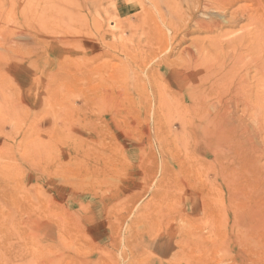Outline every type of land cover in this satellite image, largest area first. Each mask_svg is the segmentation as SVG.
I'll return each instance as SVG.
<instances>
[{"label": "rangeland", "instance_id": "rangeland-1", "mask_svg": "<svg viewBox=\"0 0 264 264\" xmlns=\"http://www.w3.org/2000/svg\"><path fill=\"white\" fill-rule=\"evenodd\" d=\"M229 6L0 0V264H264V102L244 114L243 89L232 94L244 78L264 87V76L245 74L247 41L237 39L251 19L226 22L264 3ZM208 14L221 21L209 31L197 25ZM198 50L207 58L194 67ZM194 68L223 69L214 88L231 86L219 108L232 115L215 137L200 110L219 105L198 103ZM209 136L224 144L216 163Z\"/></svg>", "mask_w": 264, "mask_h": 264}, {"label": "bare ground", "instance_id": "bare-ground-1", "mask_svg": "<svg viewBox=\"0 0 264 264\" xmlns=\"http://www.w3.org/2000/svg\"><path fill=\"white\" fill-rule=\"evenodd\" d=\"M238 1H241V0H229V4H230V6H229V8L232 6V5H234L236 2H238ZM208 2H213V0H208ZM260 2H262V3H264V0H260ZM225 14V13H224ZM208 19H205V20H199V21H197V25L199 26V27H203V28H205V30H207V31H209V30H213L214 28H217L220 24H221V21L220 20H218L217 18H214L211 14H208ZM229 18L228 19H226V22L227 23H229V24H236L238 21H239V19H241L242 17H244V16H246V18L248 19V20H250L251 19V26H249V27H247L246 28V30L244 31V32H241V34L239 35V37L237 38V39H239V40H242V38L243 39H245L246 41H247V43H246V46L244 47L245 49H247V51H248V57H247V55L245 56L246 57V62H248L250 65L248 66V68H249V71H246L245 70V74H249L250 73V71H252V70H254V71H256V74L257 73H259V74H261V75H263L264 76V13H261V12H259L257 9H250L249 11H245V10H242V11H240L239 9H237V8H235V9H233V10H231L230 12H229ZM22 37H24L25 38V40H26V44H28V42L30 41H33L34 40V38L33 37H29V35H26V34H23V36ZM235 39H234V36L233 37H228L227 39H224V40H222V41H219V42H217L215 39H210L209 41H210V44L212 45V46H214V47H218L219 45H222L223 43H226V44H229L231 41H234ZM22 41V40H21ZM22 42H24V41H22ZM236 42V41H235ZM54 51V50H53ZM56 51V50H55ZM59 52H60V50H59ZM256 52H258V54L256 53ZM56 54V53H55ZM190 54V53H189ZM254 54H257L256 56H254ZM190 56H191V61L192 62H194L195 64H196V66H194V67H201V65H203V61L207 58V52H204V50H198V53L196 54V55H194V54H190ZM252 64H251V63ZM223 71V69H217V68H213V69H211L210 71H207V72H205V71H203V70H200V69H197V68H194L193 69V71L191 72V75H190V80H192V81H197V80H199L201 83L200 84H204V87L201 89V92L202 93H200L201 94V97H202V99H200L199 98V100H198V103H205V102H208V99H211V101L212 102H214V101H217V104L219 105L218 107H215V109H210L209 107H206V108H203V110L201 109L200 110V112H201V116H204V118H203V120H204V122H205V124L207 125V127L209 128H205V130H207V131H209L210 133H211V135L212 136H214L215 137V134L213 133V132H215L217 135H218V133H219V130H220V121L221 120H223V119H228V117H230L232 114H230V116L228 115V113H227V110L226 111H224V107H222V109L223 110H221V108H219L221 105H220V98H221V93H225V92H228V93H231L230 92V89H231V86L230 87H228L225 91L224 90H222L220 87L219 88H214L215 87V85L218 83V81H219V77H220V74H221V72ZM232 76H234V74L232 73V72H228V73H225V74H223L222 76H221V79H220V81H222V80H226L227 78H230V77H232ZM253 76H255V75H253ZM245 78H244V82H242L243 83V85L244 86H246V87H241V88H239L240 87V85L239 86H237V88L234 90V93H232L233 95L236 93V92H238L237 90L238 89H243V92H242V94H243V102H241V104H242V112L244 113V114H251V111L252 110H254V109H256V108H259V106L261 105V103H263L264 102V87H259V86H252V85H250V86H248L247 85V82H245ZM227 94V93H226ZM230 95V94H229ZM232 96V95H231ZM241 96V95H240ZM224 97V96H223ZM235 97V96H234ZM196 98L197 97H193V96H191L190 97V99L191 100H193V101H195L196 102ZM241 98V97H240ZM182 99V98H181ZM223 99H226V98H222V100ZM241 100V99H240ZM231 102V101H230ZM216 103V102H215ZM207 104H205V105H203V106H206ZM237 105V104H236ZM187 106V105H186ZM185 106V107H186ZM214 106V105H213ZM224 106V105H223ZM237 106H235V108H236ZM229 108H230V106H229ZM232 108H234V106H232ZM225 109H228V106H226L225 107ZM233 110V109H232ZM234 110H236V109H234ZM237 111H235V113H236ZM234 116V115H233ZM232 116V117H233ZM234 118V117H233ZM232 118V119H233ZM235 119V118H234ZM236 120H237V118H236ZM242 120H243V118H242ZM229 121V120H228ZM231 121V120H230ZM241 122H243V121H241ZM237 123V122H236ZM225 124V123H224ZM229 124H231V123H229ZM235 124V123H234ZM232 125H233V123H232ZM235 125H237V124H235ZM242 125V124H241ZM240 125V126H241ZM87 126V125H86ZM238 126H239V124H238ZM246 126H248V125H246ZM246 126H244V127H246ZM223 127V126H222ZM231 127H234V126H231ZM243 127V128H244ZM239 128V127H238ZM242 127H241V129L240 130H242L243 129ZM248 128H249V126H248ZM226 129L227 128H224V130L226 131ZM228 129H229V127H228ZM250 129V128H249ZM252 129V128H251ZM250 129V130H251ZM230 130H235V129H230ZM236 130H238V129H236ZM235 130V131H236ZM245 130V129H244ZM249 130V131H250ZM239 131V130H238ZM237 131V132H238ZM246 131V130H245ZM248 131V130H247ZM229 132H231V131H229ZM237 132H235V133H233L234 135L237 133ZM240 132V131H239ZM252 132H253V130H252ZM223 133H224V131H223ZM231 133V134H232ZM244 133V132H243ZM247 133V132H246ZM249 133V132H248ZM226 134H228V136H229V133H226ZM233 134H232V136H233ZM238 134V133H237ZM256 134V133H255ZM243 134L241 133V136H242ZM246 135V134H245ZM252 135L254 136V134L252 133ZM231 136V135H230ZM238 136H240L239 134H238ZM247 136H249V135H246L243 139H244V142H245V148L244 147H242V149L244 148V149H248L249 150V146H248V144L250 143L249 142V140L247 139ZM253 136H251V137H253ZM235 137V136H234ZM255 137H257V136H255ZM209 140L208 141H206L205 142V144H204V146H203V148H204V152L205 153H208L209 152V154L210 155H212V162L213 163H216V162H219L220 161V157H219V154H218V150H219V148L221 147V144H223V142H221V140L220 141H217L216 143H217V146H216V148H215V144H213V141H212V137H207ZM221 138V137H220ZM223 138V137H222ZM226 138H227V136H226ZM241 138V137H240ZM250 138V137H249ZM259 138V137H258ZM218 139H219V137H218ZM228 139V138H227ZM231 139V138H230ZM235 139V138H234ZM239 138H237V140H238ZM254 139V141L257 139H255V138H253ZM229 140V139H228ZM232 141H233V139H231ZM262 141H264V140H262ZM261 141V142H262ZM229 142H231V141H229ZM240 142H242V141H240ZM239 142V144H243L244 145V143H240ZM221 143V144H220ZM225 143V142H224ZM234 143H235V140H234ZM234 143H232L233 145H235ZM229 144L230 143H228L227 145H228V147H230L229 146ZM259 144V143H258ZM224 145V144H223ZM240 146V145H239ZM260 146V145H259ZM258 146V147H259ZM262 146H264V145H262ZM236 147H237V145H236ZM202 148V149H203ZM222 148H225V147H222ZM221 148V149H222ZM238 148V147H237ZM237 148H235V149H237ZM240 148H241V146H240ZM220 149V150H221ZM227 149V148H226ZM233 149H234V147L232 148V150L231 151H233ZM255 149H257L256 147H255ZM259 149V148H258ZM261 149V148H260ZM259 149V150H260ZM262 150H263V148H262ZM225 151V150H224ZM227 151H229V149L227 150ZM249 151H251V150H249ZM221 152H223V151H221ZM230 152V151H229ZM236 151H234V153H235ZM253 152H254V150H253ZM252 152V153H253ZM256 152V151H255ZM255 152H254V154H255ZM250 153V152H249ZM261 153V152H260ZM224 154V153H223ZM236 154H238V153H236ZM259 154V153H258ZM235 155V154H234ZM243 155H245V154H243ZM257 155V154H256ZM255 155V159H256V156ZM253 155L251 154V157H252ZM235 157V156H234ZM237 157H239V156H237ZM242 157H245V159H244V161H245V163H247V165L245 166V168L247 169V166H250V165H248V164H250L251 163V160L252 159H250V155H248V153H247V156L245 155V156H242ZM241 157V158H242ZM264 157V156H263ZM260 158V157H259ZM222 160V159H221ZM227 160V159H226ZM257 161H259L258 159H256ZM31 161H32V158H31ZM228 161V160H227ZM229 161H231V160H229ZM240 161V160H239ZM243 161V160H242ZM250 161V162H249ZM256 161V162H257ZM222 162H223V160H222ZM254 162V161H253ZM244 162H243V164H245ZM223 164V163H222ZM228 164H229V162H228ZM254 164V163H253ZM258 164V163H257ZM242 165V164H241ZM255 165V164H254ZM253 165V166H254ZM259 165V164H258ZM31 166V165H30ZM252 166V168H254ZM256 166V165H255ZM224 166H222V168H223ZM37 168V167H36ZM218 168H221V167H218ZM221 168V169H222ZM225 168V167H224ZM248 169H249V167H248ZM217 170V169H216ZM221 171V170H220ZM230 171V170H229ZM248 172H249V170H248ZM216 173H217V171H216ZM250 173V172H249ZM227 174H230V173H227ZM226 174V175H227ZM216 175V174H215ZM221 176H223L222 174H220ZM88 177V176H87ZM248 177V176H247ZM221 178V177H220ZM225 178H228V177H225ZM246 179V178H245ZM247 180V179H246ZM251 181V180H250ZM250 181H246V183H248L249 185L248 186H250L251 185V183L253 184V182H251L250 183ZM242 182V181H241ZM28 183V182H27ZM245 183V182H244ZM256 183V184H255ZM255 185L257 186V188H256V191H257V193H258V195L259 194H261L262 196H260L262 199L261 200H263V202L261 203V204H259L258 202L260 201V200H253V202L254 201H256L255 203H258V206H257V208H255V212H258L259 214L261 213L260 212V208L261 209H264L263 207H264V177L261 179V180H256L255 181ZM25 184V183H24ZM240 184L241 183H239V186H240ZM237 185H238V183H237ZM239 186H237V188L239 187ZM243 186H244V184H243ZM245 186H246V184H245ZM241 187H242V185H241ZM240 187V188H241ZM251 187H252V185H251ZM243 188V187H242ZM234 190L236 189L235 187L233 188ZM246 190H247V187L245 188ZM245 189H244V191H245ZM240 190V189H239ZM239 190H238V192H239ZM253 190H255V189H253ZM131 191V190H130ZM139 191V190H138ZM232 191V190H231ZM237 191V190H236ZM240 191H243V190H240ZM243 191V192H244ZM256 191H254V193L256 192ZM250 192V191H249ZM248 192V193H249ZM228 193V192H227ZM241 193V192H240ZM247 192L245 191V193L243 194V195H245ZM252 193V195H253V191L251 192ZM238 194V193H237ZM258 195H256L257 196V198H260V197H258ZM232 196H234V195H232ZM232 196H230V197H232ZM246 196V195H245ZM250 196V195H249ZM169 197V196H168ZM253 197H254V195H253ZM232 198H236V197H232ZM245 198V197H244ZM244 198H241V199H244ZM255 198V197H254ZM241 199H239L238 201H240ZM251 199V198H250ZM123 200V199H122ZM228 200V199H227ZM230 200H232V199H230ZM33 201V200H32ZM246 201H248V200H246ZM246 201H245V203L243 202V201H241V203H239V204H242V202L244 203V204H246ZM232 202V201H231ZM37 203V202H36ZM228 203V202H227ZM227 203H225V205L227 204ZM38 204V203H37ZM137 204V203H136ZM231 204V203H230ZM235 204V203H234ZM238 204V205H239ZM233 205V204H232ZM236 206H237V203L235 204ZM234 205V206H235ZM247 205V204H246ZM255 205V204H254ZM229 206V205H228ZM231 206V205H230ZM235 206V207H236ZM242 206V205H241ZM244 206V205H243ZM225 207V206H224ZM238 207V206H237ZM35 208V207H34ZM243 208V207H242ZM233 209H234V207H233ZM254 209V208H253ZM228 210V209H227ZM250 210H252V208L250 209ZM224 211H226V210H224ZM231 211V210H230ZM262 211H264V210H262ZM232 212V211H231ZM229 214V213H228ZM230 214H232V213H230ZM256 215H259V214H257V213H255ZM264 214V213H263ZM243 215H247V214H243ZM225 216V215H224ZM232 216V215H231ZM228 217V216H227ZM228 219V218H227ZM226 219V220H227ZM223 220H225V219H223ZM235 220V219H234ZM237 220V219H236ZM58 241V240H57ZM7 244H8V242H7Z\"/></svg>", "mask_w": 264, "mask_h": 264}]
</instances>
